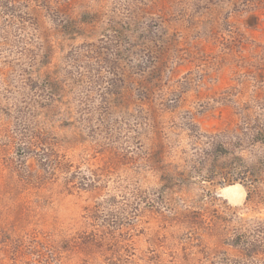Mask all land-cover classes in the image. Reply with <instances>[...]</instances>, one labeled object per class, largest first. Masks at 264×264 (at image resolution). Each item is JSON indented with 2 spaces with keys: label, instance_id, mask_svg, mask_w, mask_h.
<instances>
[{
  "label": "rangeland",
  "instance_id": "1",
  "mask_svg": "<svg viewBox=\"0 0 264 264\" xmlns=\"http://www.w3.org/2000/svg\"><path fill=\"white\" fill-rule=\"evenodd\" d=\"M0 264H264V0H0Z\"/></svg>",
  "mask_w": 264,
  "mask_h": 264
},
{
  "label": "bare ground",
  "instance_id": "2",
  "mask_svg": "<svg viewBox=\"0 0 264 264\" xmlns=\"http://www.w3.org/2000/svg\"><path fill=\"white\" fill-rule=\"evenodd\" d=\"M232 191H231V195L235 198L236 200H242L243 198V192L241 189L237 188V187H231ZM239 202V201H238Z\"/></svg>",
  "mask_w": 264,
  "mask_h": 264
}]
</instances>
